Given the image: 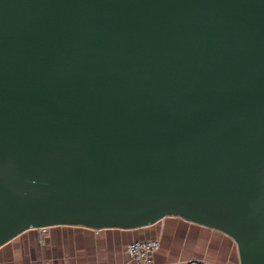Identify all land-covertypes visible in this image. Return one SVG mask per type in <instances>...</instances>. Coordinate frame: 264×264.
Segmentation results:
<instances>
[{"label":"water","instance_id":"water-1","mask_svg":"<svg viewBox=\"0 0 264 264\" xmlns=\"http://www.w3.org/2000/svg\"><path fill=\"white\" fill-rule=\"evenodd\" d=\"M167 216L264 264V0H0V246Z\"/></svg>","mask_w":264,"mask_h":264},{"label":"crops","instance_id":"crops-1","mask_svg":"<svg viewBox=\"0 0 264 264\" xmlns=\"http://www.w3.org/2000/svg\"><path fill=\"white\" fill-rule=\"evenodd\" d=\"M151 238L161 244L154 253L155 264H240L238 246L231 236L177 216L141 228H31L0 246V264H136L126 253L127 244Z\"/></svg>","mask_w":264,"mask_h":264},{"label":"built area","instance_id":"built-area-1","mask_svg":"<svg viewBox=\"0 0 264 264\" xmlns=\"http://www.w3.org/2000/svg\"><path fill=\"white\" fill-rule=\"evenodd\" d=\"M48 227L42 228L44 231ZM158 239H136L126 246V253L131 261L136 264H155L154 253L160 248ZM188 262H170L166 264H186Z\"/></svg>","mask_w":264,"mask_h":264},{"label":"trees","instance_id":"trees-1","mask_svg":"<svg viewBox=\"0 0 264 264\" xmlns=\"http://www.w3.org/2000/svg\"><path fill=\"white\" fill-rule=\"evenodd\" d=\"M186 264H211V263H207V262H203V261H198V262L197 261H190Z\"/></svg>","mask_w":264,"mask_h":264}]
</instances>
